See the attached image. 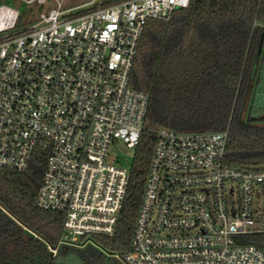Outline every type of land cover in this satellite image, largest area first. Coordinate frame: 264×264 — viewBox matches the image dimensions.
<instances>
[{"label":"built area","instance_id":"2783aa9c","mask_svg":"<svg viewBox=\"0 0 264 264\" xmlns=\"http://www.w3.org/2000/svg\"><path fill=\"white\" fill-rule=\"evenodd\" d=\"M45 5L48 0H19ZM55 8L16 29L0 5V169L24 171L48 149L35 205L63 214L57 246L112 237L130 169L107 161L115 140L134 149L148 108L130 77L147 20L166 22L189 0H92ZM112 1V0H111ZM227 132L159 129L122 264H264L244 243L264 233V165L224 160Z\"/></svg>","mask_w":264,"mask_h":264},{"label":"trees","instance_id":"16d2710c","mask_svg":"<svg viewBox=\"0 0 264 264\" xmlns=\"http://www.w3.org/2000/svg\"><path fill=\"white\" fill-rule=\"evenodd\" d=\"M130 84L148 108L113 236L52 255L63 214L35 205L48 155L36 147L26 170L0 169V264H122L112 255L128 248L159 129L226 131L225 162L264 165V0H189L166 22L147 20ZM243 241L264 252V233Z\"/></svg>","mask_w":264,"mask_h":264},{"label":"rangeland","instance_id":"374dc122","mask_svg":"<svg viewBox=\"0 0 264 264\" xmlns=\"http://www.w3.org/2000/svg\"><path fill=\"white\" fill-rule=\"evenodd\" d=\"M92 0H63L62 9H83L89 7ZM99 2V0H97ZM0 5H8L17 9L21 14V24L16 29H23L33 25L37 22L40 14L47 13L50 9L55 8V3L48 0L45 5L24 4L19 0H0ZM133 158V150L127 148L126 145L120 141L115 140L111 143L108 150L107 161L110 164L116 165L124 169H130ZM259 208L261 215L264 217V195L260 199Z\"/></svg>","mask_w":264,"mask_h":264}]
</instances>
